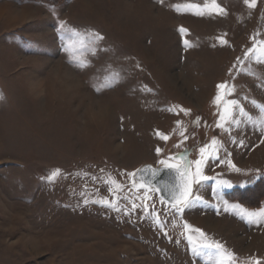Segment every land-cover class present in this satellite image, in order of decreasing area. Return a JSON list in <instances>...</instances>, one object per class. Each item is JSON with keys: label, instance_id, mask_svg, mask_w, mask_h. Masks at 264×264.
<instances>
[{"label": "rangeland", "instance_id": "rangeland-1", "mask_svg": "<svg viewBox=\"0 0 264 264\" xmlns=\"http://www.w3.org/2000/svg\"><path fill=\"white\" fill-rule=\"evenodd\" d=\"M215 5L0 4V264H264V0ZM161 161H201L190 206Z\"/></svg>", "mask_w": 264, "mask_h": 264}, {"label": "snow or ice", "instance_id": "snow-or-ice-1", "mask_svg": "<svg viewBox=\"0 0 264 264\" xmlns=\"http://www.w3.org/2000/svg\"><path fill=\"white\" fill-rule=\"evenodd\" d=\"M162 2V0H161ZM213 5L215 7H218V5H215V0H212ZM246 3H249L250 7H254L255 6V0H245ZM189 7H192L191 5ZM177 10H179V8H177ZM197 14H202V13H197ZM181 32H184V29L180 30ZM102 37H95V39H101ZM185 44L187 45V41H185ZM254 51V49H249L248 53H246V55H248L249 53H252ZM219 89H226V84H220L218 85ZM226 95H229L230 93H228L227 91L225 92ZM221 99V97L219 95H217L216 100L219 101ZM231 105L235 106L237 104L236 100H232ZM262 110H264V106H261ZM225 111H227V109H225ZM240 113L241 115L244 114V109L241 108L240 109ZM223 118V117H222ZM233 122H236L235 120ZM166 139V137H165ZM216 142L213 141V144H215ZM159 152V149L157 150ZM201 153L203 154L205 152V148H201L200 149ZM181 159H186L184 157H181ZM162 164L165 165L166 168L168 169H174L176 171V173L178 174V177L180 179V184L178 185H172V186H168L165 185V189L168 190L170 188L171 192H172V197L173 199L176 201V204H173V207H177V204L180 205V207L177 208V211H180L183 207H188L190 206V196L192 195V184H199L201 181L203 180H207L208 177H205L201 174L200 171V163L201 161H197V169L195 173L190 174L188 172V167H190V165H185L184 166V170L181 171V167L180 165L177 164H172V163H168L167 161H161ZM58 171H54L51 176L49 177V179H52L53 177L58 175ZM158 171H153L152 172V176L153 178H155L158 175ZM222 185L224 187H232L231 183H229L228 181H222L221 182ZM196 199H199V197H196ZM108 206L113 207V205L109 204ZM119 210V209H116ZM262 215H264V213H261ZM248 215L250 217H255L257 214L256 213H248ZM194 231L196 232H200L199 229H195ZM200 235L203 236L204 234L202 232H200ZM188 243L189 245H191V251L193 256H198L201 254L202 250L204 248H212L215 247L217 250H220L221 246L219 244L216 245H212V244H204V243H197L193 240L192 236L188 237ZM217 264H225V260L223 259H218L217 260ZM256 264H259V262H256Z\"/></svg>", "mask_w": 264, "mask_h": 264}, {"label": "water", "instance_id": "water-1", "mask_svg": "<svg viewBox=\"0 0 264 264\" xmlns=\"http://www.w3.org/2000/svg\"><path fill=\"white\" fill-rule=\"evenodd\" d=\"M153 171H158L159 173L155 178L152 176ZM134 178L146 186L155 187L167 203L171 205L176 204L170 188L168 190L165 189V185L172 186L180 184V179L174 169H168L164 164L153 165L151 163H145L135 170Z\"/></svg>", "mask_w": 264, "mask_h": 264}, {"label": "trees", "instance_id": "trees-1", "mask_svg": "<svg viewBox=\"0 0 264 264\" xmlns=\"http://www.w3.org/2000/svg\"><path fill=\"white\" fill-rule=\"evenodd\" d=\"M248 189H250V188L248 187V188H245L244 190L241 191L242 196L240 197V201L242 203H246V201H247V198H246L247 193L246 192Z\"/></svg>", "mask_w": 264, "mask_h": 264}, {"label": "crops", "instance_id": "crops-1", "mask_svg": "<svg viewBox=\"0 0 264 264\" xmlns=\"http://www.w3.org/2000/svg\"><path fill=\"white\" fill-rule=\"evenodd\" d=\"M9 1L11 0H0V4H5V3H8Z\"/></svg>", "mask_w": 264, "mask_h": 264}, {"label": "flooded vegetation", "instance_id": "flooded-vegetation-1", "mask_svg": "<svg viewBox=\"0 0 264 264\" xmlns=\"http://www.w3.org/2000/svg\"><path fill=\"white\" fill-rule=\"evenodd\" d=\"M181 171H183V169L181 168Z\"/></svg>", "mask_w": 264, "mask_h": 264}, {"label": "bare ground", "instance_id": "bare-ground-1", "mask_svg": "<svg viewBox=\"0 0 264 264\" xmlns=\"http://www.w3.org/2000/svg\"><path fill=\"white\" fill-rule=\"evenodd\" d=\"M140 183V182H139ZM142 184V183H141Z\"/></svg>", "mask_w": 264, "mask_h": 264}]
</instances>
